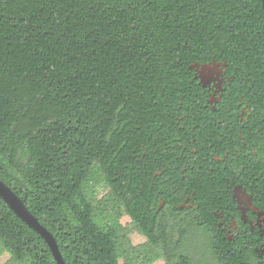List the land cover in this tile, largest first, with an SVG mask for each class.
Masks as SVG:
<instances>
[{"label": "trees", "instance_id": "obj_1", "mask_svg": "<svg viewBox=\"0 0 264 264\" xmlns=\"http://www.w3.org/2000/svg\"><path fill=\"white\" fill-rule=\"evenodd\" d=\"M194 40L231 59L262 46L261 1L0 0V179L66 264H192L128 189ZM126 213L148 240L138 250L114 227ZM0 249L6 264H57L1 198Z\"/></svg>", "mask_w": 264, "mask_h": 264}, {"label": "flooded vegetation", "instance_id": "obj_2", "mask_svg": "<svg viewBox=\"0 0 264 264\" xmlns=\"http://www.w3.org/2000/svg\"><path fill=\"white\" fill-rule=\"evenodd\" d=\"M190 53L128 190L143 198L146 226L176 236V260L264 264V44L231 59L194 40ZM116 222L148 241L129 214Z\"/></svg>", "mask_w": 264, "mask_h": 264}, {"label": "water", "instance_id": "obj_3", "mask_svg": "<svg viewBox=\"0 0 264 264\" xmlns=\"http://www.w3.org/2000/svg\"><path fill=\"white\" fill-rule=\"evenodd\" d=\"M264 12V0H260ZM0 198L7 204L10 210L29 228L39 234L51 250L57 264H66L60 252L54 236L43 227L38 218L30 212L19 196L0 179Z\"/></svg>", "mask_w": 264, "mask_h": 264}, {"label": "rangeland", "instance_id": "obj_4", "mask_svg": "<svg viewBox=\"0 0 264 264\" xmlns=\"http://www.w3.org/2000/svg\"><path fill=\"white\" fill-rule=\"evenodd\" d=\"M106 194H107L106 190L100 189L98 191L99 198L104 197ZM122 223L125 224L127 222L126 220H124ZM123 224H121L120 222H116V227L120 228L123 226ZM130 236H131L130 239L129 238L128 239L130 240L131 244L136 248V250H138V248L144 244L145 239L137 235H130ZM8 259H9V256L2 249H0V264H6ZM161 262L162 261H158L154 264H161ZM121 264H124L123 259H121ZM162 264H164V262H162Z\"/></svg>", "mask_w": 264, "mask_h": 264}, {"label": "clouds", "instance_id": "obj_5", "mask_svg": "<svg viewBox=\"0 0 264 264\" xmlns=\"http://www.w3.org/2000/svg\"><path fill=\"white\" fill-rule=\"evenodd\" d=\"M161 264H162V262H161Z\"/></svg>", "mask_w": 264, "mask_h": 264}]
</instances>
